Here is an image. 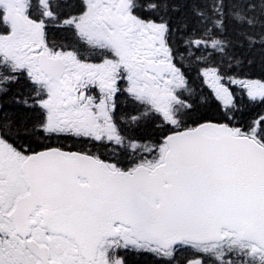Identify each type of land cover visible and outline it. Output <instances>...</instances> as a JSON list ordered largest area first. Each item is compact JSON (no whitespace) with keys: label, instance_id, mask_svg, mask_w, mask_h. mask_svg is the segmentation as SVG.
<instances>
[{"label":"snow or ice","instance_id":"1","mask_svg":"<svg viewBox=\"0 0 264 264\" xmlns=\"http://www.w3.org/2000/svg\"><path fill=\"white\" fill-rule=\"evenodd\" d=\"M130 253L264 264V0H0V264Z\"/></svg>","mask_w":264,"mask_h":264},{"label":"trees","instance_id":"2","mask_svg":"<svg viewBox=\"0 0 264 264\" xmlns=\"http://www.w3.org/2000/svg\"><path fill=\"white\" fill-rule=\"evenodd\" d=\"M259 66H257V78H259ZM204 91L207 93L209 89L205 86ZM255 111L259 112L260 109L257 108ZM131 264H151V258L148 256H143L141 258L132 256Z\"/></svg>","mask_w":264,"mask_h":264},{"label":"flooded vegetation","instance_id":"3","mask_svg":"<svg viewBox=\"0 0 264 264\" xmlns=\"http://www.w3.org/2000/svg\"><path fill=\"white\" fill-rule=\"evenodd\" d=\"M132 256H135V257H138V258L143 257V256H141V255H136V254H134V253H130V254H128V256H127V259H128V261H129V264H131V258H132Z\"/></svg>","mask_w":264,"mask_h":264}]
</instances>
